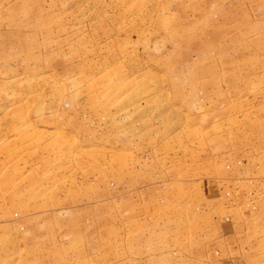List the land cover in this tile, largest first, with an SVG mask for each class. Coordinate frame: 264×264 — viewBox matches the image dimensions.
Here are the masks:
<instances>
[{
    "label": "rangeland",
    "instance_id": "rangeland-1",
    "mask_svg": "<svg viewBox=\"0 0 264 264\" xmlns=\"http://www.w3.org/2000/svg\"><path fill=\"white\" fill-rule=\"evenodd\" d=\"M0 264H264V0H0Z\"/></svg>",
    "mask_w": 264,
    "mask_h": 264
}]
</instances>
